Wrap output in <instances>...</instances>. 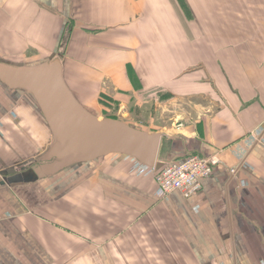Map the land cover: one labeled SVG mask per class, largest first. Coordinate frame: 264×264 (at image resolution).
I'll return each instance as SVG.
<instances>
[{
  "label": "crops",
  "instance_id": "crops-1",
  "mask_svg": "<svg viewBox=\"0 0 264 264\" xmlns=\"http://www.w3.org/2000/svg\"><path fill=\"white\" fill-rule=\"evenodd\" d=\"M0 62H58L97 117L162 134L155 170L112 153L30 177L54 135L0 80V264H264V0H0ZM193 154L217 161L202 189L159 197Z\"/></svg>",
  "mask_w": 264,
  "mask_h": 264
},
{
  "label": "water",
  "instance_id": "water-1",
  "mask_svg": "<svg viewBox=\"0 0 264 264\" xmlns=\"http://www.w3.org/2000/svg\"><path fill=\"white\" fill-rule=\"evenodd\" d=\"M0 80L10 88L29 92L37 100L54 135L47 162L30 177L53 175L112 153L156 166L162 134L149 133L118 119L97 117L69 88L60 63L13 66L0 62Z\"/></svg>",
  "mask_w": 264,
  "mask_h": 264
},
{
  "label": "built area",
  "instance_id": "built-area-1",
  "mask_svg": "<svg viewBox=\"0 0 264 264\" xmlns=\"http://www.w3.org/2000/svg\"><path fill=\"white\" fill-rule=\"evenodd\" d=\"M216 164L214 157L199 154L168 162L155 173L159 197H165L173 191H180L186 198L194 196L202 189V180L212 174ZM151 168L155 170V167ZM231 173L236 175L237 168H232Z\"/></svg>",
  "mask_w": 264,
  "mask_h": 264
},
{
  "label": "rangeland",
  "instance_id": "rangeland-1",
  "mask_svg": "<svg viewBox=\"0 0 264 264\" xmlns=\"http://www.w3.org/2000/svg\"><path fill=\"white\" fill-rule=\"evenodd\" d=\"M130 122H133V123H136L137 121H131V120H129Z\"/></svg>",
  "mask_w": 264,
  "mask_h": 264
}]
</instances>
